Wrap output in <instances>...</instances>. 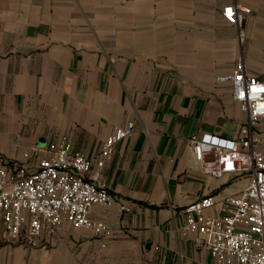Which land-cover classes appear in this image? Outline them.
Segmentation results:
<instances>
[{
	"label": "crops",
	"instance_id": "1",
	"mask_svg": "<svg viewBox=\"0 0 264 264\" xmlns=\"http://www.w3.org/2000/svg\"><path fill=\"white\" fill-rule=\"evenodd\" d=\"M235 3L251 9L240 29L223 16ZM239 62L262 75L264 0H0V166L36 164L26 151L67 139L115 199L92 209L104 235L64 224L41 255L0 221V264H213L183 209L247 182L203 174L188 142L247 125L229 79ZM130 121L95 180L105 140Z\"/></svg>",
	"mask_w": 264,
	"mask_h": 264
},
{
	"label": "built area",
	"instance_id": "2",
	"mask_svg": "<svg viewBox=\"0 0 264 264\" xmlns=\"http://www.w3.org/2000/svg\"><path fill=\"white\" fill-rule=\"evenodd\" d=\"M250 13V8L239 3L223 9L224 19L239 29ZM229 79L234 100L248 115L247 125L236 138L192 137L188 144L203 174L241 178L247 185L236 195L220 199L206 195L187 205L183 209V233L204 237L213 264H264V153L255 130L257 124H264V70L260 77L250 76L239 62ZM134 130V122L130 121L105 140L95 180L112 158L116 144ZM32 153L39 156L36 164L0 166V221L6 238L12 243L36 246L64 224L104 235L107 226L91 217L92 209L111 206L115 199L105 185L87 179L93 161L75 151L67 139L26 151L24 157L30 159ZM214 208L218 209L216 214L211 213Z\"/></svg>",
	"mask_w": 264,
	"mask_h": 264
},
{
	"label": "rangeland",
	"instance_id": "3",
	"mask_svg": "<svg viewBox=\"0 0 264 264\" xmlns=\"http://www.w3.org/2000/svg\"><path fill=\"white\" fill-rule=\"evenodd\" d=\"M54 235V234H53ZM52 235V236H53ZM52 236H50V237H52ZM50 237H48V238H46L45 240H42L41 242H39L36 246H32L33 247V249H34V251L35 252H38L37 254H42V251H44V250H48V248H49V244H50V242H47V240L48 239H50ZM15 246V245H14ZM20 247V246H19ZM33 249L31 250L30 248L28 249V248H24V249H22V248H20L19 250H20V257L21 258H26L27 256H29V255H31L32 253V251H33ZM1 251V250H0ZM3 251H5V249L3 250ZM1 253V252H0ZM15 254V253H14ZM5 257V256H4Z\"/></svg>",
	"mask_w": 264,
	"mask_h": 264
}]
</instances>
